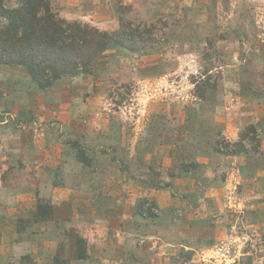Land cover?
I'll return each mask as SVG.
<instances>
[{
    "label": "rangeland",
    "instance_id": "rangeland-1",
    "mask_svg": "<svg viewBox=\"0 0 264 264\" xmlns=\"http://www.w3.org/2000/svg\"><path fill=\"white\" fill-rule=\"evenodd\" d=\"M47 3L0 16V264H264V0Z\"/></svg>",
    "mask_w": 264,
    "mask_h": 264
},
{
    "label": "trees",
    "instance_id": "trees-1",
    "mask_svg": "<svg viewBox=\"0 0 264 264\" xmlns=\"http://www.w3.org/2000/svg\"><path fill=\"white\" fill-rule=\"evenodd\" d=\"M47 2L48 0H23V7L21 8V10L10 11L4 7L2 0H0V16L6 17L10 21V28L6 31L7 36H10L12 40H15L16 30L20 28L22 24L23 27L21 28H28V30H30V36L29 38L25 39V41L29 43L28 47L31 50L34 48V43H36L37 41L40 45H46L50 38H53L54 40L53 35L52 37L47 35L49 25H51L52 27L51 21L49 20L50 18H52L51 10ZM42 20L46 23L44 24V27L41 28L40 36L39 38H37L36 30L34 27L35 25H39L41 23L40 21ZM12 32H14V34H12ZM72 70V68L68 69L67 72L69 73ZM31 73L35 77L34 72L31 71ZM53 73L54 75H56L55 78H58V73L55 71ZM49 84H44V86L48 87Z\"/></svg>",
    "mask_w": 264,
    "mask_h": 264
}]
</instances>
